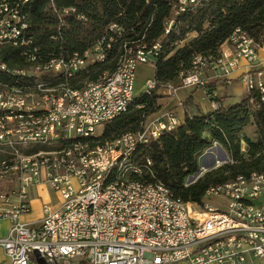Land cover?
I'll list each match as a JSON object with an SVG mask.
<instances>
[{
  "label": "built area",
  "instance_id": "obj_1",
  "mask_svg": "<svg viewBox=\"0 0 264 264\" xmlns=\"http://www.w3.org/2000/svg\"><path fill=\"white\" fill-rule=\"evenodd\" d=\"M168 1V25L159 38L129 47L133 59L126 68L101 75L85 92H71L70 82L89 65L103 62L123 29L112 24L109 38L101 37L82 57L60 53L47 59L27 35L28 0H0V48L19 50L24 61H48L43 70H30L29 65L10 70L0 64V71L11 80L0 81V173L14 167L11 182L17 184L11 192L16 201L0 193V221L10 223L0 238L8 264H264V235H260L264 175L210 187L200 202L183 201V207L169 204L165 194L137 201L128 190L108 194L107 187H101L102 176L116 164L110 163V156L119 161L128 157L130 148L173 131L180 124L173 111L151 119L150 132L140 129L117 138L115 146H103L101 152L85 151V144L93 142L105 124L126 113L134 102L137 67L145 65L154 71L163 46L177 33L179 18L206 0ZM73 12V8L63 9L59 15ZM189 37L186 34L179 44ZM258 48L236 29L228 38L227 52L213 60L195 57L198 66L180 76L175 86L161 85L156 93L174 97L178 88L203 87L200 73L206 65L223 76L236 70L240 60L251 69ZM63 57H73V65L63 64ZM240 79L246 94L264 92L262 71L244 72ZM54 86H64L63 96H37V89ZM155 88V80L148 79L143 94L149 95ZM207 97L210 108L216 109V96L208 93ZM14 117H21L22 127H13ZM52 145L57 147L29 153L37 146ZM39 151H47V158H39ZM56 153H63L62 161H55ZM150 165L146 158L140 170L145 169L153 180L133 179L137 171L127 169L126 183L162 184L154 180ZM42 183L57 195V207L43 205L42 218L31 226L20 218L29 211V190Z\"/></svg>",
  "mask_w": 264,
  "mask_h": 264
},
{
  "label": "trees",
  "instance_id": "obj_2",
  "mask_svg": "<svg viewBox=\"0 0 264 264\" xmlns=\"http://www.w3.org/2000/svg\"><path fill=\"white\" fill-rule=\"evenodd\" d=\"M20 0H8L17 3ZM168 0H28V36L47 59L62 54L82 57L101 37L109 38L112 24L123 29V35L112 43L103 62H95L71 81L72 89L98 81L105 72L116 69L122 49L139 42L148 44L163 34V21L169 14ZM75 12L59 15L63 9ZM238 29L261 46L264 42V0H206L197 9L179 18L176 34H172L160 53L153 79L154 91L140 94L129 110L105 124L101 134L89 142L90 148L102 147L120 136L142 128L146 118L158 110L157 90L161 85L176 84L180 75L192 69L195 57L216 59L220 46ZM190 37L177 46L185 35ZM56 35V40L51 39ZM45 57V58H46ZM66 58V57H63ZM47 59H42L46 61ZM0 64L6 68L37 67L22 58L19 50L0 48ZM0 81L10 77L0 71ZM205 86V85H204ZM218 102V99H214ZM252 126L255 139L239 137ZM213 143L220 145L229 162L204 172L193 183L186 179L199 170V155ZM241 143L246 147H242ZM39 148L31 149L35 153ZM151 162L154 180L162 183L182 202H200L210 187L224 184L238 176L264 172V92L253 90L239 102L203 114H185L183 122L169 133L136 148L134 164ZM141 177L153 180L144 169Z\"/></svg>",
  "mask_w": 264,
  "mask_h": 264
},
{
  "label": "crops",
  "instance_id": "obj_3",
  "mask_svg": "<svg viewBox=\"0 0 264 264\" xmlns=\"http://www.w3.org/2000/svg\"><path fill=\"white\" fill-rule=\"evenodd\" d=\"M228 44L224 42L219 49L220 55L227 52ZM262 71L264 78V42L259 46L256 53L255 64L248 67L244 60H240L239 66L227 76H223L213 70L210 65H206L201 69L200 77L205 83L203 87H185L178 88L174 97L160 98L157 100L158 110L149 115L144 121L145 124H150L151 119H155L172 108L177 119L183 122L184 116L187 113L190 116L199 115L211 111L210 101L205 96L213 94L218 99L217 106L233 105L239 102L245 95L246 90L241 82V75L247 71ZM184 97H190L189 106L183 111L177 106L178 101H183ZM164 109V110H163ZM185 112V113H184ZM179 125V124H178ZM206 172V171H205ZM17 184L11 182V179L5 178L0 180V193H7L12 201H16V197L11 194L15 192ZM55 197V199H54ZM57 195L44 184H39L29 190V211L21 216L20 220L31 226H36L38 221L42 218V207L47 204L52 208L57 207L53 202H56ZM8 220L0 221V238L5 236L9 227ZM0 264H8V260L0 247Z\"/></svg>",
  "mask_w": 264,
  "mask_h": 264
},
{
  "label": "bare ground",
  "instance_id": "obj_4",
  "mask_svg": "<svg viewBox=\"0 0 264 264\" xmlns=\"http://www.w3.org/2000/svg\"><path fill=\"white\" fill-rule=\"evenodd\" d=\"M168 25V18H166L163 21V30ZM110 30L113 32V26L110 27ZM140 44H146L144 42H139L135 44L132 47H137ZM228 44V42H227ZM220 55V53H219ZM26 61L34 65L36 64L37 67L31 68L30 70H43L44 68H48V61H43L39 58H25ZM130 59H133V49L129 47H124L118 57L117 60V66L116 69H122L126 68L128 65V61ZM63 64L65 65H73V57H66L63 58ZM199 65V58H195L193 61V66L196 67ZM102 75H112V72L108 73L105 72ZM180 75V76H186ZM180 76L178 78H180ZM176 85V84H175ZM174 84L168 83L167 86H175ZM92 83H86L79 89H72L71 92H85L87 88H92ZM64 94V86H54L51 88L46 89H37V96L39 97H57V96H63ZM13 127H22V120L21 117H14L13 118ZM177 126H174V129H176ZM143 132H150V124L143 123L142 128ZM130 135V133H126L119 138H126V136ZM89 143L85 144V151H93V152H101L103 151L102 147H95L90 148ZM117 144V139L110 141L106 143L104 146H115ZM136 148H130L128 150V157H122L119 161H117V156H110V163H116L112 164V169H108V172H106V175L102 176L101 178V187H107V193L108 194H119L122 190H128L130 195H133V199H137V201H144V196H155V195H166V198H168V203L176 206V207H183V202L172 195V193L166 188L163 187L162 184H154L153 186H147V185H138L135 184V182H128L126 183V170L130 169V171H137V177H141L143 174V170H140V165L134 164L131 159L134 155ZM39 158H47V151H39ZM63 160V153H56L55 154V161H62ZM11 175H14V167H6L4 168V173H0V180L9 178L11 179ZM263 173H252L247 177L238 176L234 180L231 181H237V180H251L254 179V177L263 176ZM116 179L118 180V184H112L115 183ZM210 188L206 191H209ZM260 235H264V227H260Z\"/></svg>",
  "mask_w": 264,
  "mask_h": 264
},
{
  "label": "rangeland",
  "instance_id": "obj_5",
  "mask_svg": "<svg viewBox=\"0 0 264 264\" xmlns=\"http://www.w3.org/2000/svg\"><path fill=\"white\" fill-rule=\"evenodd\" d=\"M179 46H180V44H178L175 47H179ZM153 76H154V71L152 68L145 66V65H139L137 67L136 76H135V83H134V96L135 97H138V96H140V94L144 93L146 80L152 79ZM205 96H207L206 91H205ZM160 98H166V96L159 95L158 99H160ZM190 99H191L190 97H184V100L182 101V106L180 107L181 109H183V111L189 106ZM170 110L172 111L173 109L170 108ZM102 129H103V127L100 130L101 132H102ZM239 137L241 139H242V137H247L253 141L255 139L253 127L252 126L245 127L241 131ZM241 146L245 147L243 143H241ZM56 147H57L56 145H52L50 147H46V146L39 147V146H37L35 148H39L41 150H52V149H55ZM35 148H32V149H35ZM0 156H1V153H0ZM198 158H199V165H200L199 169H201L203 171L201 173H199L198 176H196L195 180L198 177H200L205 171H208L212 168H215L217 165H222L224 163V161H223L224 157H223L222 151L217 147V145L215 143H213L211 146L204 149ZM213 162H214V164H213ZM194 175H192V176H194ZM188 178L186 179V183H187ZM54 199H55V197H54ZM211 202L213 204H216L215 200H212ZM53 203H54V205H56L57 199H56V202H53Z\"/></svg>",
  "mask_w": 264,
  "mask_h": 264
},
{
  "label": "water",
  "instance_id": "obj_6",
  "mask_svg": "<svg viewBox=\"0 0 264 264\" xmlns=\"http://www.w3.org/2000/svg\"><path fill=\"white\" fill-rule=\"evenodd\" d=\"M217 147H218V148L222 151V153H223V157H224V160H223V161H224V164L227 163V162H228V157H227L226 153L224 152V150L222 149V147H221L220 145L217 144ZM213 164H214V162H213ZM202 171H203V170L199 169V170L195 173L194 176H191V177L188 178L187 183H188V184L193 183V182L195 181L196 176H198V174L201 173Z\"/></svg>",
  "mask_w": 264,
  "mask_h": 264
}]
</instances>
